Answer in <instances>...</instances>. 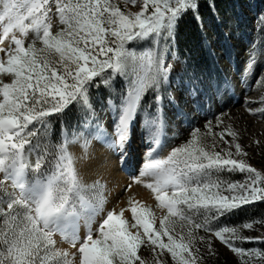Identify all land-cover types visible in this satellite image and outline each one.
<instances>
[{
  "label": "snow or ice",
  "instance_id": "6c2138e0",
  "mask_svg": "<svg viewBox=\"0 0 264 264\" xmlns=\"http://www.w3.org/2000/svg\"><path fill=\"white\" fill-rule=\"evenodd\" d=\"M249 117L264 0H0V264H264Z\"/></svg>",
  "mask_w": 264,
  "mask_h": 264
},
{
  "label": "rangeland",
  "instance_id": "374dc122",
  "mask_svg": "<svg viewBox=\"0 0 264 264\" xmlns=\"http://www.w3.org/2000/svg\"><path fill=\"white\" fill-rule=\"evenodd\" d=\"M231 2L225 3L224 0H218V6L224 10L228 9L229 5ZM233 112L238 115V112L236 110H233ZM241 126L243 127L244 124L241 122ZM247 135L250 138H257L261 140V147L259 149H255V154H254V160L259 164V162L264 161V119H259V118H248V131ZM182 141V140H181ZM181 141L176 140V137L173 136L172 133L168 134V137L165 140L166 145L167 144H175L179 143ZM139 152V149H137ZM250 154L253 153V149H249ZM142 157V153H141ZM109 183H108V188L112 189V193H105L106 196H111L115 195L116 192L120 190L125 184L129 183L131 180V177L125 172V171H119V170H114L112 171L111 175L108 177ZM259 234V231L257 232Z\"/></svg>",
  "mask_w": 264,
  "mask_h": 264
},
{
  "label": "trees",
  "instance_id": "16d2710c",
  "mask_svg": "<svg viewBox=\"0 0 264 264\" xmlns=\"http://www.w3.org/2000/svg\"><path fill=\"white\" fill-rule=\"evenodd\" d=\"M224 2L228 3V2H231V0H224ZM178 136H179V138H176V140L181 141L183 139V134H178ZM222 251H223V249H222ZM224 255L228 257L229 264H230L231 254L225 252ZM219 264H224V256H221Z\"/></svg>",
  "mask_w": 264,
  "mask_h": 264
},
{
  "label": "bare ground",
  "instance_id": "6f19581e",
  "mask_svg": "<svg viewBox=\"0 0 264 264\" xmlns=\"http://www.w3.org/2000/svg\"><path fill=\"white\" fill-rule=\"evenodd\" d=\"M127 173V172H126Z\"/></svg>",
  "mask_w": 264,
  "mask_h": 264
}]
</instances>
